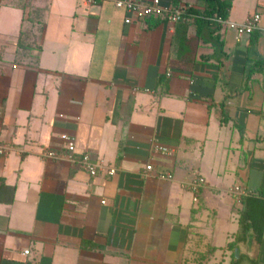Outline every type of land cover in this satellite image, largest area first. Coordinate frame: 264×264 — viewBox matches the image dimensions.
Returning a JSON list of instances; mask_svg holds the SVG:
<instances>
[{
    "label": "crops",
    "instance_id": "obj_1",
    "mask_svg": "<svg viewBox=\"0 0 264 264\" xmlns=\"http://www.w3.org/2000/svg\"><path fill=\"white\" fill-rule=\"evenodd\" d=\"M224 1L217 55L165 11L196 0L130 24L112 0H0V264H264L233 194L264 189V0ZM63 134L116 174L43 159Z\"/></svg>",
    "mask_w": 264,
    "mask_h": 264
},
{
    "label": "built area",
    "instance_id": "obj_2",
    "mask_svg": "<svg viewBox=\"0 0 264 264\" xmlns=\"http://www.w3.org/2000/svg\"><path fill=\"white\" fill-rule=\"evenodd\" d=\"M90 2L103 1V0H89ZM115 6L119 9L126 8L131 16L127 17L125 20L126 24H130L133 18L148 17L153 15H158L160 12V0H151L149 4H145L140 0H112ZM168 18L174 22L178 23L183 15L184 10L182 8L176 7L171 9H166ZM262 18L260 14H254L245 23L235 25L239 36L251 35L256 31H261L263 26L261 25ZM61 139L63 140V147L60 148H50L43 151V159H51L54 161H68L74 166H78L83 169L92 177H96L100 174L115 175L117 169L115 167H107L103 160L95 159L90 152H77L76 140L68 135L63 134ZM158 151L162 154H167L170 149L164 145L157 146ZM5 147L0 142V155H5ZM154 170L152 164L146 166V174H149ZM161 179L172 180L171 174H160ZM188 190L193 194L194 200H198V194L203 186V180L199 176H195L188 184H186ZM233 194L237 201L241 202L243 198L257 195L256 191L244 188L243 186H235L233 188ZM25 256L30 254L29 250L23 252Z\"/></svg>",
    "mask_w": 264,
    "mask_h": 264
},
{
    "label": "trees",
    "instance_id": "obj_3",
    "mask_svg": "<svg viewBox=\"0 0 264 264\" xmlns=\"http://www.w3.org/2000/svg\"><path fill=\"white\" fill-rule=\"evenodd\" d=\"M202 8L196 10L187 5L184 9L181 20L177 24H184L189 17H194L197 23H200L199 35L202 29L208 28L210 36L205 40L211 42L216 49V54L222 52L224 43L221 36L215 34L222 28V22L228 18L231 8L230 2L224 0H196ZM151 17V16H148ZM258 68H264V62L257 63ZM200 177V176H199ZM264 189L258 191L257 195L243 198V209L238 208L240 214L241 235L239 239H244L250 225H255L256 237L261 239L264 232ZM263 203V204H262Z\"/></svg>",
    "mask_w": 264,
    "mask_h": 264
},
{
    "label": "rangeland",
    "instance_id": "obj_4",
    "mask_svg": "<svg viewBox=\"0 0 264 264\" xmlns=\"http://www.w3.org/2000/svg\"><path fill=\"white\" fill-rule=\"evenodd\" d=\"M262 204H263V203H262ZM236 205H237L239 208L242 207V205H243V199H242L241 202H239V201L236 200Z\"/></svg>",
    "mask_w": 264,
    "mask_h": 264
}]
</instances>
